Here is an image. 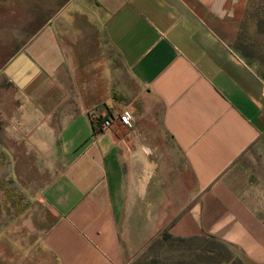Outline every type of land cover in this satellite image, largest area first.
<instances>
[{
    "label": "crops",
    "instance_id": "obj_1",
    "mask_svg": "<svg viewBox=\"0 0 264 264\" xmlns=\"http://www.w3.org/2000/svg\"><path fill=\"white\" fill-rule=\"evenodd\" d=\"M251 1L0 0V144L29 200L0 264H132L163 232L264 264L240 163L264 131L238 40ZM59 158L43 180L37 161Z\"/></svg>",
    "mask_w": 264,
    "mask_h": 264
},
{
    "label": "rangeland",
    "instance_id": "obj_2",
    "mask_svg": "<svg viewBox=\"0 0 264 264\" xmlns=\"http://www.w3.org/2000/svg\"><path fill=\"white\" fill-rule=\"evenodd\" d=\"M249 11V15L247 14L242 24L238 40L240 47L255 65L256 71L264 78V0H252ZM13 50V48L0 49V71L4 56ZM2 83L0 81V87ZM63 162L61 158L37 161L43 171L42 179L46 180L48 174L61 168ZM240 163H242V176L244 181H247L248 198L263 206L264 131L248 147L240 158ZM19 164L20 161L8 162L4 158L0 144V245H2L4 223L9 220V217L14 218L22 214L25 204L29 201L24 187L28 177L22 173L16 176L7 174L9 168H18ZM133 262V264H251L225 241L210 237L165 238L162 233Z\"/></svg>",
    "mask_w": 264,
    "mask_h": 264
},
{
    "label": "built area",
    "instance_id": "obj_3",
    "mask_svg": "<svg viewBox=\"0 0 264 264\" xmlns=\"http://www.w3.org/2000/svg\"><path fill=\"white\" fill-rule=\"evenodd\" d=\"M92 117H97V114L92 113ZM132 118H133V109L130 105H127L120 112L111 113L108 116L104 117L101 120L100 128L102 130L108 128L111 125V123L116 119H118L120 122L124 124H127L131 121Z\"/></svg>",
    "mask_w": 264,
    "mask_h": 264
},
{
    "label": "trees",
    "instance_id": "obj_4",
    "mask_svg": "<svg viewBox=\"0 0 264 264\" xmlns=\"http://www.w3.org/2000/svg\"><path fill=\"white\" fill-rule=\"evenodd\" d=\"M162 235H163V237H165V238L173 237V238L184 239V238H182V237H174V236L170 235V233H167V232H163ZM158 238H159V237H156L155 240L158 239ZM210 238H211V237H210ZM212 238H213V237H212ZM188 239H189V238H188ZM155 240H154L151 244H153V243L155 242ZM133 263H134V262H132V264H133Z\"/></svg>",
    "mask_w": 264,
    "mask_h": 264
}]
</instances>
